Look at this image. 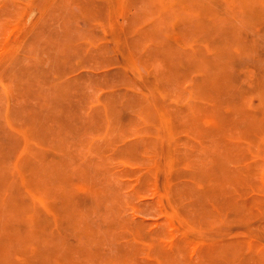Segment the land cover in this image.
Wrapping results in <instances>:
<instances>
[{
    "label": "rangeland",
    "instance_id": "1",
    "mask_svg": "<svg viewBox=\"0 0 264 264\" xmlns=\"http://www.w3.org/2000/svg\"><path fill=\"white\" fill-rule=\"evenodd\" d=\"M0 126V264H264V0H0Z\"/></svg>",
    "mask_w": 264,
    "mask_h": 264
},
{
    "label": "bare ground",
    "instance_id": "2",
    "mask_svg": "<svg viewBox=\"0 0 264 264\" xmlns=\"http://www.w3.org/2000/svg\"><path fill=\"white\" fill-rule=\"evenodd\" d=\"M190 27H191V26H190ZM187 32H188V31H187ZM183 34H184V32H183ZM186 34H187V33H186ZM187 35H188V34H187ZM184 36H185V35H184ZM186 39H187V37H186ZM135 48H136V47H135ZM93 62H94V61H93ZM85 63H87V62H85ZM89 63H90V62H89ZM91 63H92V62H91ZM184 63H185V62H184ZM184 65H185V64H184ZM32 67H33V66H32ZM32 67H31V69H32ZM45 68H46V66H45ZM186 68H187V65H186ZM33 69H34V68H33ZM37 70H38V69H37ZM66 70H67V69H66ZM28 71H30L29 68H28ZM33 71L36 72V69L33 70ZM33 71H32V72H33ZM38 71H40V70H38ZM41 71H42V70H41ZM48 71H49V70H48ZM67 71H69V70H67ZM186 71L188 72V69H187ZM62 72H63V71H62ZM27 73H28V72H27ZM33 73H34V72H33ZM40 73H41V72H40ZM55 73H57V72L55 71ZM25 74H26V72H25ZM52 74H53V73H52ZM184 74H186V73H184ZM26 75H27V74H26ZM36 75H38V74H36ZM43 75H44V74H43ZM84 75H85V74H84ZM187 75H188V74H187ZM187 75H186V76H187ZM22 77H23V76H22ZM40 77H41V76H40ZM188 77H189V75H188ZM20 78H21V77H20ZM23 78H24V77H23ZM26 78H27V77H26ZM32 78H33V77H32ZM32 78L30 79V81L32 80ZM18 79H19V78H18ZM24 79H25V78H24ZM111 79H112V78H111ZM19 80H20V79H19ZM19 80H18V81H19ZM22 80H23V79H22ZM28 80H29V79H28ZM35 80H36V79H35ZM35 80H34V81H35ZM148 80H149V79H148ZM32 81H33V80H32ZM32 81H31V82H32ZM98 81H99V79H98ZM106 81H108V80H106ZM19 82H20V81H19ZM109 82H110V81H109ZM149 82H150V81H149ZM21 83H22V82H21ZM137 83H138V80H137ZM135 84H136V83H135ZM147 84H148V83H147ZM154 85H155V83H154ZM131 86H132V85H131ZM131 86H130V87H131ZM126 87H128V86H126ZM128 88H129V87H128ZM62 90H63V89H62ZM62 90H61V93H62ZM156 90H157V89H156ZM28 91H29V90H28ZM71 91H72V89H71ZM25 92H27V91L25 90ZM57 92H58V91H57ZM69 92H70V91H69ZM74 92H75V91H74ZM58 93H59V92H58ZM61 93H59V94H60V95L64 94V92H63L62 94H61ZM21 94H22V93H21ZM26 94H27V93H26ZM29 94H30V92H29L28 95H26V96L28 97ZM59 94H57V95H59ZM23 96L25 97V95H23ZM63 96H65V95H63ZM63 96H62V97H63ZM74 96H75V95H74ZM77 96H79V95L77 94ZM27 97H26V99H28ZM71 97H72V96H71ZM29 98H31V97L29 96ZM78 98H79V97H78ZM26 99H25V100H26ZM72 99H74V97H73ZM111 101H113V100L111 99ZM12 102L14 103L13 100H12ZM113 102L116 103L115 99H114ZM13 103H12V104H13ZM15 103H16V102H15ZM109 103H112V102H110V100H109ZM114 103H112V104H114ZM12 104H11V105H12ZM24 104H25V103H24ZM24 104H23V106H27L26 104H25V105H24ZM11 105H10V106H11ZM16 105H17V104H16ZM28 105H29V104H28ZM62 105H63V104H62ZM139 105H140V104H139ZM21 106H22V105H21ZM23 106H22V107H23ZM72 106H73V104H72ZM77 106H78V105H77ZM140 106H141V105H140ZM11 107L14 108V105L11 106ZM18 107H19V106H18ZM18 107H16V108L18 109ZM22 107H19V108H22ZM74 107H76V105H74ZM143 107H144V105H143ZM16 108H15V109H16ZM32 108H33V107H32ZM34 108H35V107H34ZM34 108H33V110H34ZM66 108H67V107H66ZM137 108H138V107H137ZM139 108H140V107H139ZM139 108H138V109H139ZM145 108H146V107H144V111H145ZM29 109L31 110V107H30ZM74 109H75V108H74ZM74 109H73V110H74ZM79 109H80V108H79ZM110 109H111V108H110ZM141 109H142V107L140 108V111L143 110V109H142V110H141ZM73 110H72V114H73ZM19 111H20V110H19ZM31 111H32V110H31ZM135 111H136V110H135ZM77 112H78V111H77ZM79 112H81V111H79ZM137 112H139V111H137ZM43 113H44V112H43ZM49 113H50V112H49ZM140 113H141V112H140ZM75 114H76V113H75ZM67 115H68V114H67ZM77 115H78V114H76V116H77ZM144 115L146 116V114H144ZM69 116L71 117L72 115H69ZM79 116L82 118L81 115H79ZM79 116H77V117H78L77 119L80 118ZM52 117H53V116H52ZM66 117H67V116H66ZM133 117H134V116H133ZM143 117H144V116H143ZM147 117H148V116H147ZM147 117H145V118L147 119ZM44 118H45V116H44ZM48 118H49V116H48ZM60 118H61V117H59V119H60ZM63 118H64V117H62V119H63ZM75 118H76V117H75ZM77 119H76V120H77ZM131 119H134V118H131ZM148 119H151V121H152V118H148ZM27 120H28V119H27ZM44 120H45V119H44ZM51 120H52V119H51ZM60 120H61V119H60ZM63 120H64V119H63ZM63 120H62V121H63ZM73 120H74V119H73ZM80 120H81V119H80ZM191 120H192V119H191ZM199 120H201V119H199ZM42 121H43V120H42ZM42 121H40V122H42ZM48 121H49V120H48ZM57 121H58V120H57ZM64 121H65V120H64ZM130 121H131V120H130ZM130 121H129V122H130ZM132 121H133V120H132ZM18 122H19V121H18ZM27 122H28V121H27ZM40 122L38 121V123H40ZM66 122H67V121H66ZM66 122H65V123H66ZM69 122H71V121H69ZM81 122H82V121H81ZM81 122H79V124H81ZM117 122H118V121H117ZM123 122H124V121H123ZM129 122H128V123H129ZM152 122H153V121H152ZM194 122H195V121H194ZM196 122H197V124H200V123H199L200 121L197 120ZM196 122H195V123H196ZM33 123H34V122H33ZM44 123H45V122H44ZM50 123H51V122H50ZM65 123H64V124L62 123V125L64 126ZM119 123H120V122H119ZM119 123H117V124L119 125ZM125 123H126V121H125ZM30 124H31V123H30ZM35 124H37V123H35ZM35 124H34V125H35ZM46 124H47V121H46ZM48 124H49V123H48ZM48 124H47V126H48ZM67 124H68V122H67ZM67 124H66V128H65L66 130L63 128V131H65V132H70V130L67 128ZM72 124H75L74 121L72 122ZM79 124H78V125H79ZM117 124H116V125H117ZM123 124H124V123H123ZM130 124H131V123H130ZM15 125H16V122H15ZM18 125H19V124H18ZM118 125H117V126H118ZM131 125H133V124H131ZM47 126H45V129L43 128V131H44V132H45V130H47V129H46ZM79 126H81V125H79ZM82 126H83V125H82ZM117 126H115V127H117ZM0 127H1V126H0ZM13 127H14V124H13ZM15 127H16V126H15ZM19 127H20V125H19ZM36 127H37V126H36ZM48 127H49V126H48ZM50 127H51V126H50ZM64 127H65V126H64ZM71 127H72V126H71ZM126 127L128 128V126H126ZM74 128H75V125H74ZM80 128H81V127H80ZM83 128H85V127H83ZM2 129H4V128H2ZM2 129H1L0 132H2ZM21 129H22V127H21ZM37 129L39 130V128H37ZM67 129H68L69 131H67ZM78 129H79V127H78ZM88 129H90V127H89ZM93 129H94V128H93ZM93 129H92V127H91V130H93ZM128 129H129V128H128ZM76 130H77V129H76ZM81 130H83V129L81 128ZM86 130H87V128H86ZM91 130H90L89 132H87V133L90 134V132H92ZM94 130H95V129H94ZM94 130H93V131H94ZM118 130H119V129H118ZM41 131H42V130L40 129L39 134H43V133H41ZM78 131H79V130H78ZM78 131H77V133H78ZM95 131H96V130H95ZM110 131H111V130H110ZM112 131H114V130L112 129ZM112 131H111V132H112ZM119 131L122 132L121 129H120ZM3 132L5 133L6 131L3 130ZM75 132H76V131H74V133H75ZM80 132H81V131H80ZM97 132H98V131H97ZM97 132H93V133H97ZM126 132H127V131H126ZM141 132H142V131H141ZM82 133L84 134V130L82 131ZM87 133H86V134H87ZM99 133H100V132H99ZM119 133H120V132H119ZM124 133H125V131H124ZM142 133H143V132H142ZM1 134H2V133H1ZM1 134H0V135H1ZM62 134H63V133H62ZM62 134H61V135H62ZM64 134H65V133H64ZM70 134H73V133L71 132ZM101 134H102V133H101ZM4 135H6V133H5ZM66 135H67V134H66ZM68 135H69V134H68ZM79 135H80V134H79ZM127 135H128V132H127ZM127 135H125V136L127 137ZM41 136H42V135H41ZM49 136H50V135H49ZM64 136H65V135H64ZM69 136H70V135H69ZM74 136H76V135H73V138H74ZM77 136H78V135H77ZM116 136H117V135H116ZM130 136H131V135H130ZM130 136H129V137H130ZM0 137H1V136H0ZM7 137H8V136H7ZM7 137H6V138H7ZM47 137H48V136H47ZM62 137H63V136H62ZM62 137H61V138H62ZM65 137H66V136H65ZM65 137H64V138H65ZM12 138H13V137L11 136V140H10V137H8V139L10 140V142H12ZM45 138H46V136H45ZM71 138H72V137H71ZM73 138H72V140H75V139H73ZM112 138H114V136H113ZM112 138H111V142H112ZM42 139H44V137H42ZM114 139H115V138H114ZM114 139H113V140H114ZM116 139H118V137H116ZM45 140H46V139H45ZM45 140H44L43 142H45ZM76 140H77V139H76ZM84 140H85L86 142H88L86 139H84ZM84 140H83V141H84ZM121 140H123V138H121ZM5 141H6V140H5ZM47 141H48V138H47ZM47 141H46V142H47ZM63 141H64V140H63ZM106 141H107V140H106ZM128 141H129V140H128ZM0 142H1V141H0ZM3 142H4V141H3ZM10 142H8V144H9ZM69 142H70V141H69ZM102 142H104V141L102 140ZM102 142H100V143H102ZM107 142H108V141H107ZM111 142H109V143L111 144ZM114 142H115V140H114ZM119 142H120V140H119ZM130 142L132 143V141H130ZM133 142H134V141H133ZM1 143H2V142H1ZM6 143H7V142H6ZM76 143H77V142H76ZM105 143H106V142H105ZM116 143H117V142H116ZM126 143H127V141H126ZM148 143H149V142H148ZM150 143H151V142H150ZM12 144H14V143H12ZM64 144H65V141H64ZM70 144L72 145V143H70ZM82 144H83V143H81V145H82ZM84 144H85V143H84ZM84 144H83V145H84ZM86 144H87V143H86ZM96 144H98V143H96ZM118 144H120V143H118ZM124 144H125V143H124ZM124 144L121 145V146H127V145H124ZM127 144H128V143H127ZM134 144H135V142H134ZM1 145H2V144H1ZM3 145H6V144L4 143ZM73 145H74V144H73ZM112 145H113V144H112ZM128 145H129V144H128ZM135 145H136V144H135ZM65 146H66V145H65ZM77 146H79V144H77ZM93 146H94V147H93ZM93 146H92L93 148L97 147V146H95V143H94ZM107 146H110V145H107ZM121 146H120V147H121ZM132 146H133V144L131 145L130 149H134V146H133V148H132ZM71 147H73V146H71ZM74 147H75V146H74ZM74 147H73V148H74ZM87 147H88V146H87ZM99 147H100V145H99ZM112 147H113V146H112ZM136 147H137V146H136ZM65 148H66V147H65ZM93 148H92V149H93ZM105 148H106V147H104V149H105ZM109 148H110V147H109ZM121 148H122V147H121ZM127 148H128V146H127ZM14 149H15V148H14ZM14 149L12 148V150H14ZM16 149H17V148H16ZM97 149H99V148H97ZM97 149H96V150H97ZM100 149H101V148H100ZM104 149H103V150H104ZM106 149H107V148H106ZM106 149H105V150H106ZM122 149H123V148H122ZM130 149H128V150L130 151ZM137 149H138V148H137ZM177 149H178V148H177ZM111 150H112V149H111ZM119 150H120V149H119ZM119 150H117L118 153L115 152V153H117V156H118L120 153H122V152H119ZM146 150L148 151V149H146ZM178 150H179V149H178ZM92 151H93V150H92ZM97 151H98V150H97ZM97 151H96V152H97ZM124 151L126 152V150H124ZM132 151H134V150H132ZM11 152H12V151H11ZM104 152H105V151H104ZM115 153H114V155H115ZM127 153H128V152H127ZM122 154H123V153H122ZM253 154H254V153H253ZM105 155H106V153H105ZM125 155H127V154H125ZM125 155H124V156H125ZM201 155H202V154H201ZM97 156H98V155H97ZM99 156H101V155L99 154ZM112 156H113V153H112L111 157H112ZM117 156H113L112 158L117 157ZM162 156H163V152H162ZM181 156H182V155H181ZM190 156H192V155H190ZM190 156H189V158H190ZM193 156H194V155H193ZM254 156L256 157L255 154H254ZM125 157H127V156H125ZM135 157H136V156H135ZM140 157H141V156H140ZM140 157H139L138 159H140ZM182 157H183V156H182ZM182 157H181V158H182ZM201 157H202V156H201ZM14 158H15V157H14ZM14 158H12V159H14ZM76 158H79V159H80V157H77V156L75 157V159H76ZM102 158H103V157H102ZM106 158H107V157H106ZM132 158H133V157H132ZM132 158H131V159H132ZM141 158H142V157H141ZM191 158H192V157H191ZM58 159H60V158H58ZM95 159H96V157H95ZM95 159H94V160H95ZM103 159H104V158H103ZM119 159H121V158H119ZM126 159H127V162H128V160L131 161V160L128 159V158H125V160H126ZM133 159H134V158H133ZM142 159H143V158H142ZM182 159H183V158H182ZM182 159H181V162L183 161ZM211 159H212V158H211ZM215 159L218 161L217 158H215ZM14 160H15V159H14ZM60 160H61V159H60ZM94 160H93V161H94ZM97 160H98V159H97ZM100 160H101V159H100ZM122 160H123V159H122ZM136 160H137V159H136ZM136 160H135V161H136ZM162 160H163V159H162ZM178 160H179V159H178ZM89 161H91V160L88 159V162H89ZM93 161L91 162V164H93ZM123 161H124V160H123ZM133 161H134V160H133ZM133 161H132V162H133ZM139 161H140V160H139ZM58 162H59V160H58ZM63 162H65L64 159H63ZM98 162H100V161H98ZM98 162H96V163H98ZM125 162H126V161H125ZM184 162H185V161H184ZM194 162H195V161H194ZM94 163H95V162H94ZM133 163H134V162H133ZM135 163H136V162H135ZM147 163H148V162H147ZM164 163H165V162H164ZM182 163H183V162H182ZM1 164H2V163H1ZM1 164H0V165H1ZM64 164H66V163H64ZM89 164H90V162H89ZM149 164H150V163H149ZM194 164H196V162H195ZM204 164L206 165V163H204ZM254 164H255V163H254ZM84 165H86V164H84ZM153 165H154V164H153ZM183 165H184V164H183ZM189 165H190V164H189ZM189 165L187 164V165H185V166H189ZM212 165H213V164H212ZM252 165H253V164H252ZM22 166H23V165H22ZM44 166H45V167H44ZM44 166H43V167L46 168V165H44ZM86 166H87V165H86ZM109 166H110V165H109ZM207 166H208V164H207ZM213 166H214V165H213ZM249 166H250V165H249ZM253 166H254V165H253ZM32 167H33V166H32ZM36 167H37V166H36ZM87 167H88L87 170H89V169H90L89 166H87ZM203 167H204V166H203ZM221 167H222V166H221ZM58 168H59V167H58ZM58 168L56 167V170H60V168H59V169H58ZM84 168H85V167H84ZM204 168H207V167L205 166ZM210 168H211V170H212L213 168L216 169L215 167H209V166H208L207 170L209 171ZM218 168H219V165H218ZM224 168H225V167H224ZM245 168H247V165H246ZM248 168H249L248 171L252 169L251 167H248ZM250 168H251V169H250ZM31 169H32V168H31ZM46 169H48V171H49V167H47ZM53 169H55V168H53ZM61 169H62V168H61ZM25 170H26V169H25ZM32 170H33V169H32ZM34 170H35V169H34ZM77 170H79L80 172L82 171V170H80V168H78ZM85 170H86V169H85ZM85 170L82 171L81 174H82L83 172L86 173ZM95 170H98V169L95 168ZM187 170H188V169H187ZM187 170H186V171H187ZM244 170H247V169H244ZM0 171L2 172V170H0ZM35 171H36V170H35ZM54 171H55V170H54ZM105 171H106V170H105ZM105 171H104V172H105ZM193 171H194V170H193ZM226 171H227V169H226ZM239 171H240V170H239ZM1 172H0V173H1ZM28 172H29V171H28ZM51 172L53 173V171H51ZM51 172H50V173H51ZM60 172H62V170H60ZM63 172H64V171H63ZM95 172H96V171H95ZM95 172L93 171L94 174H96ZM182 172H183V171H182ZM195 172H197V171H195ZM210 172H211V171H210ZM214 172H215V170H214ZM227 172H228V171H227ZM245 172H246V171H245ZM54 173H57V171L54 172ZM88 173H89V172H88ZM90 173H92V172H90ZM90 173H89V174H90ZM99 173H100V172H99ZM191 173H192V170H191ZM211 173H213V172H211ZM229 173H232V171L229 172ZM250 173H251V171H250ZM250 173H249V174H250ZM7 174H8V173H7ZM9 174H11V173H9ZM86 174H87V173H86ZM97 174H98V172H97ZM97 174H96V175H97ZM158 174H159V173H158ZM199 174H200V173H197V175H199ZM219 174H221V172H219ZM237 174H238V173H237ZM53 175H54V174H52V176H53ZM61 175H62V174H61ZM61 175L59 174V177H60ZM144 175H145V174H144ZM161 175H162V174H161ZM193 175H194V174H193ZM193 175H192V176H193ZM208 175H209V172H208ZM232 175H233V174H232ZM232 175H231V177L229 178V180H231ZM235 175H236V174H235ZM0 176H1V175H0ZM5 176H6V179H7V175H4V177H5ZM27 176H29L30 178H32V177L30 176V174H29V175L27 174ZM54 176H55V175H54ZM54 176H53V177H54ZM82 176H84V174H83ZM146 176H147V175H146ZM146 176H145V178L143 177L145 180L147 179ZM182 176H183V173H182ZM209 176H210V175H209ZM2 177H3V176H2ZM2 177H0V178L3 179ZM29 177L27 178V180H30ZM44 177H45V176H44ZM47 177H48V176H47ZM50 177H51V176H50ZM56 177H58V176H56ZM85 177H86V176H85ZM141 177H142V176H141ZM141 177H140V179H141ZM213 177H214V176H213ZM221 177H224V178H222V179H226V181H228V178H225V176H221ZM243 177H245V176H243ZM247 177H248V176H247ZM249 177H250V176H249ZM249 177H248V178H249ZM8 178H9V180H10V178H12V177L8 176ZM61 178H62V177H61ZM61 178L58 179V180H59V185H60V183H61L62 185L64 184V183H62L63 181H62ZM70 178H71V177H70ZM77 178H78V176H77ZM77 178H76V179H77ZM91 178H92V177H91ZM95 178H96V176H95ZM143 178H142V182H143ZM148 178H149V176H148ZM188 178H189V177H188ZM195 178H197V177H195ZM198 178H200V175H199ZM202 178H203V177H202ZM210 178H211V177L206 178V179L208 180V179H210ZM1 179H0V183H1ZM4 179H5V178H4ZM4 179H3V180H4ZM46 179H47V183H48L49 180H48V178H46ZM53 179H56V180H57V178H53ZM60 179H61V180H60ZM88 179H89V178H88ZM149 179H150V178H149ZM174 179H176V178H174ZM192 179H193V178H192ZM237 179H239V178L237 177ZM240 179H241L240 181H241L242 183H246L245 181H244V182L242 181V177H240ZM31 180H32V179H31ZM31 180H30V182H31ZM56 180L54 181V183L56 182ZM68 180H69V179H68ZM68 180H67V181H64V182L67 184ZM83 180L86 181L85 178H84ZM89 180H91V179H89ZM151 180H152V179H151ZM161 180H162V179H161ZM210 180H211V179H210ZM234 180H236V178H235ZM250 180H251V179H249L248 181H250ZM18 181H19V180H18ZM50 181H51V180H50ZM70 181H71V183H72L73 180L70 179ZM81 181H82V179H81ZM87 181H88V180H87ZM94 181H96V180H94ZM204 181H206V180H204ZM215 181H216V180H214L213 182H215ZM226 181L223 180V185H224V183H225ZM4 182H5V180H4ZM51 182H52V181H51ZM73 182H74V181H73ZM78 182H79V181H78ZM82 182H83V181H82ZM89 182H90V181H89ZM89 182H88V184H89ZM147 182H148V181L146 180V183H147ZM190 182H191V181H190ZM217 182H218V181H217ZM221 182H222V181H221ZM232 182H233V181H232ZM2 183H3V181H2ZM2 183H1V184H2ZM31 183H32V182H31ZM97 183H99V182L97 181ZM97 183H95V184H97ZM146 183H145V186H148V185H146ZM215 183H216V182H215ZM228 183H231V181H229ZM3 184H4V183H3ZM3 184L1 185L2 188H3ZM27 184H28V183H27ZM56 184H58V183L56 182ZM66 184H65V186H66ZM82 184H84V183H82ZM101 184H102V183H101ZM101 184H100V185H101ZM209 184H210V183H209ZM212 184H213V183H212ZM217 184H218V183H217ZM220 184H221V183H220ZM234 184L236 185L237 182L234 183ZM5 185H7V184H5ZM31 185H32V184H31ZM48 185H49V183H48ZM85 185H87V184H85ZM85 185H84V186H85ZM91 185H92V181H91ZM93 185H94V183H93ZM103 185H104V184H103ZM103 185H102V186H103ZM221 185H222V184H221ZM221 185H219V184H218V185H215V184H214L213 186H221ZM223 185H222V186H223ZM244 185H246V184H244ZM28 186H29V185H28ZM41 186H42V185H41ZM41 186H40V187H41ZM65 186H64V185H63V186L60 185V187H64V189L67 190L68 186H67V188H65ZM97 186H99V185L97 184ZM97 186H96V187H97ZM102 186H101V187H102ZM104 186H106V185H104ZM104 186H103V187H104ZM211 186H212V185H211ZM222 186H221V187H222ZM5 187H7V186H5ZM24 187H25V186H24ZM34 187H35V186H34ZM34 187H33V188H34ZM43 187H44V186H43ZM49 187H50V185H49ZM55 187H56V186H55ZM103 187H102V188H103ZM209 187H210V185H209ZM257 187H258V186H257ZM260 187H261V186H260ZM260 187H259V190H260ZM2 188H1V189H2ZM18 188H19V186H18ZM18 188H17V190H18ZM35 188H36V187H35ZM35 188H34V189H35ZM105 188H106V187H105ZM219 188H220V187H219ZM219 188H216V189H219ZM222 188H223V187H222ZM239 188H240V187H239ZM239 188H237V190H239ZM59 189H61V188H59ZM62 189H63V188H62ZM69 189H70V188H69ZM69 189H68V190H69ZM72 189H75V188L72 187L71 190H72ZM91 189H94V187H92ZM91 189H90V190H91ZM97 189H98V188H97ZM107 189H108V188H107ZM107 189H104V193H105V191H106ZM212 189H213V187H212ZM212 189L210 188L209 191L211 192ZM214 189H215V188H214ZM220 189H221V188H220ZM4 190H5V189H4ZM19 190H20V189H19ZM95 190H96V189H95ZM100 190H101V189H100ZM102 190H103V189H102ZM102 190H101V191H102ZM109 190H110V189H109ZM109 190H108V192H109ZM247 190L249 191V189H247ZM247 190L245 191V190L242 189V191H245V193L248 192ZM10 191H11V190H10ZM34 191L36 192V190H34ZM61 191H62V190H61ZM61 191H60V192H61ZM74 191H75V190H74ZM77 191H78V189H77ZM201 191H202V190H201ZM239 191H241V189H240ZM242 191H241V193H242ZM2 192H3V191H1V193H2ZM64 192H65V194H66V191H65V190H64L62 193L64 194ZM69 192H70V190H69ZM186 192H187V191H186ZM193 192H194V191H193ZM195 192H196V193L198 192V193H197L198 196H199V194L201 193V192L198 191V190L195 191ZM202 192H203V191H202ZM204 192H205V191H204ZM224 192H225V190H224ZM224 192H222V194H223ZM231 192H232V191H231ZM1 193H0V194H1ZM52 193H55V195H58V194H59V192L56 193V191H55V192H52ZM67 193H68V192H67ZM84 193H85V192H84ZM96 193H97V192H96ZM98 193H99V192H98ZM100 193H101V192H100ZM100 193H99V194H100ZM102 193H103V192H102ZM218 193H219V195L221 194V192H218ZM87 194H88V193H87ZM89 194H93V193H89ZM186 194H188V193H186ZM197 194H196V195H197ZM202 194H203V193H202ZM205 194H206V193H204L203 195H205ZM210 194H211V193H210ZM225 194L228 195L229 193H228V194L225 193ZM231 194H232V193H231ZM248 194H249V193H248ZM59 195H60V194H59ZM101 195H102V194H101ZM107 195H108V194H107ZM196 195L193 194L192 196H195V197H196ZM211 195H212V194H211ZM244 195H245V194H244V192H243V196H244ZM3 196H4V194H3ZM62 196H64V195H62ZM65 196H66V195H65ZM72 196H73V195H72ZM192 196H191V197H192ZM208 196H209V195H208ZM16 197H17V196H16ZM60 197H61V196H60ZM69 197H71V196L69 195ZM99 197H100V196H99ZM101 197H102V196H101ZM101 197H100V199L98 198V202L103 200V198H102V200H101ZM172 197H175V196L172 195ZM199 197H201V195H200ZM202 197H203V196H202ZM202 197H201V198H202ZM222 197H223V196H222ZM229 197H231V196H229ZM1 198H3V197L0 196V201H1ZM91 198H93V197H91ZM107 198H109V197L107 196ZM122 198H123V197H121V199H122ZM208 198H209V197H208ZM227 198H228V197H227ZM39 199H40V198H39ZM66 199H67V198H66ZM68 199H70V198H68ZM68 199H67V200H68ZM118 199H119V197H118ZM118 199H117V200H118ZM24 200H25V198H24ZM27 200H29V198H28ZM27 200H25V202L28 203ZM62 200H63V199H62ZM64 200H65V199H64ZM73 200H74V199H73ZM76 200H79V199H76ZM108 200H109V199H108ZM119 200H120V199H119ZM195 200H197V204H198V201H199V202H202V203L204 202V204L206 205V206H205V205H204V206L207 207V203L205 202L206 200H205V201H202V200L200 199V200H201V201H200L198 198L195 199ZM203 200H204V198H203ZM227 200L229 201V200H231V199H227ZM21 201H22V200H21ZM110 201H111V200H109V202H110ZM233 201H234V199H233V197H232V202H233ZM11 202H12V201H11ZM63 202H64V201H62L61 204H62ZM68 202H69V201H68ZM93 202H94V200H93ZM98 202H97V203H98ZM106 202H108V201L106 200ZM106 202H105V203H106ZM118 202L121 203V201H118ZM177 202H178V201H177ZM232 202H231V203H232ZM252 202H254V201H252ZM0 203H1V202H0ZM14 203H15V200H14ZM14 203H13V204H14ZM19 203H20V201H19ZM29 203H31V202H29ZM64 203H65V202H64ZM66 203H67V202H66ZM70 203H71V205H72V202H70ZM75 203H77V202H75ZM75 203H73V204H75ZM94 203H95V202H94ZM122 203L124 204V202H122ZM228 203H229V202H228ZM238 203H239V202H238ZM247 203H248V202H247ZM250 203H251V202H250ZM254 203H255V202H254ZM254 203H253V204H254ZM16 204H17V200H16ZM61 204H60V205H61ZM235 204H237V203H235ZM251 204H252V203H251ZM0 205H1V204H0ZM21 205H22V204H21ZM31 205H32V204H31ZM232 205H234V204L232 203V204L230 205V207H231ZM244 205H245V203H244ZM246 205H247L248 207H250V205H248V204H246ZM246 205H245V206H246ZM13 206H16V205H13ZM32 206H33V205H32ZM64 206H65V204H64ZM69 206H70V205H69ZM72 206H74V205H72ZM99 206H100V205H99ZM242 206H243V205H242ZM11 207H12V205H11ZM39 207H41V209H43V208H42V205H40ZM105 207H107V206H105ZM181 207H182V206H181ZM240 207H241V205H240V206L238 205V208H236V209H238V211H239V208H240ZM243 207H244V206H243ZM9 208H10V207H9ZM19 208H20V207H19ZM66 208H67V207H66ZM69 208H70V207H69ZM84 208H87V207H84ZM93 208H96V207L93 206ZM107 208H108V207H107ZM182 208H183V207H182ZM208 208H209V207H208ZM250 208H251V207H250ZM37 209H38V207H36V211H35V212H36L37 214H39V213L37 212ZM41 209H40V210H41ZM63 209H65V208L63 207ZM70 209H71V208H70ZM70 209H69V210H70ZM77 209H78V208H77ZM79 209H80V208H79ZM79 209H78V210H79ZM96 209L99 210L98 208H96ZM96 209H94V210H96ZM108 209L110 210V208H108ZM108 209H106V210H108ZM117 209H118V208H117ZM117 209H116V212H117ZM233 209H234V210H233L234 213L237 212V211L235 210V207H233ZM0 210L2 211V209H0ZM15 210H16V209H14V211H15ZM66 210L68 211V209H66ZM85 210H87V209H85ZM91 210L93 211V209H91ZM91 210H90V211H91ZM106 210H105V211H106ZM109 210H108V212H110L111 210L114 211L112 208H111L110 211H109ZM118 210H119V209H118ZM120 210H122V209H120ZM180 210H181V209H180ZM200 210H202V208H201ZM241 210H242V207H241ZM1 211H0V213H1ZM4 211H8V212H10V209H9V210H8V209H4ZM61 211H62V210H61ZM61 211H60V212H61ZM74 211H77V210H74ZM112 211H111V212H112ZM183 211H185V210H183ZM8 212H7V213H8ZM27 212H28V211H27ZM29 212H33V210H32V211H29ZM43 212H44V211H43ZM68 212H69V211H68ZM68 212H67V213H68ZM72 212H73V211H72ZM72 212H71V213H72ZM77 212H79V211H77ZM82 212H83V211H82ZM118 212H120V211H118ZM118 212H117L116 214H118ZM239 212H240V211H239ZM4 213H6V212H4ZM61 213H62V212H61ZM89 213H90V212H88V214H89ZM96 213H97V212H96ZM96 213L94 212V214H96ZM99 213H100V212H99ZM105 213H107V212H105ZM184 213H185V212H184ZM234 213H233V214H234ZM237 213H238V212H237ZM241 213H242V211H241ZM2 214H3V212L1 213V215H2ZM20 214H21V213H20ZM64 214H65V213H64ZM72 214H73V213H72ZM78 214H80V213H77L76 216H77ZM102 214H104V213H102ZM8 215H9V214H8ZM100 215H101V214H100ZM241 215L244 216V213H242ZM19 216H20V215H19ZM73 216H75V215H73ZM236 216H237V215H236ZM239 216H240V215H239ZM0 217H1V216H0ZM20 217H21V216H20ZM36 217H37V215L35 216V219H36ZM38 217H39V215H38ZM124 217H126V216L124 215ZM15 218H16V217H15V212H14V218H13V219H15ZM17 218H18V216H17ZM119 218H120V217H119ZM5 219H7V216H6ZM10 219H12V217H10ZM10 219H8V220H10ZM35 219H34V222H36ZM38 219H39V218H38ZM38 219H37V220H38ZM174 219H175V218H174ZM15 220H16V219H15ZM39 220H40V219H39ZM66 220H67V219H66ZM85 220H86V219H85ZM99 220H100V219H99ZM101 220H102V218H101ZM101 220H100V221H101ZM125 220H127V219L125 218ZM260 220H261V219H260ZM3 221H4V219H3ZM12 221H14V220H11L10 222L12 223ZM21 221H22V218H21ZM23 221H25V220H23ZM73 221H74V219H73ZM77 221H78V218H77L76 222H77ZM127 221H128V220H127ZM4 222H6V221H4ZM66 222L69 223L68 220H67ZM76 222H75V226L73 225L74 227H76V224H77ZM78 222H80V220H79ZM85 222H86V221H85ZM85 222H84V223H85ZM24 223H25V222H24ZM68 223H67V225H68ZM103 223H104V222H103ZM112 223H114V222H112ZM112 223H111V224H112ZM116 223H117V222H116ZM116 223H115V225H116ZM121 223H122V222H121ZM237 223H239V222H237ZM4 224H6V223H4ZM4 224H3V225H4ZM45 224L49 225L48 222L45 223ZM51 224H53L52 221H51ZM51 224H50V225H51ZM79 224H80V223H79ZM86 224H87V223H86ZM132 224H133V223H132ZM6 225H7V224H6ZM6 225H4V226L6 227ZM20 225H21V224H20ZM22 225H23V224H22ZM28 225H29V224H28ZM47 225H46V226H47ZM50 225H49V226H50ZM137 225L139 226V224H137ZM137 225H136V226H137ZM1 226H2V225H1ZM29 226L31 227V225H29ZM51 226H52V225H51ZM53 226H55V225H53ZM70 226H71V227H70ZM73 226L69 224L70 229H72ZM79 226H80V225H79ZM81 226H84V225H81ZM85 226H86V225H85ZM90 226H91V224H90ZM140 226H141V225H140ZM140 226H139V227H140ZM144 226H145V225H143V227H144ZM2 227H3V226H2ZM30 227H28V228H30ZM74 227H73V230H74ZM109 227H111V225H110ZM112 227L115 228L114 226H112ZM0 228H1V227H0ZM6 228H7V227H6ZM66 228H67V227H66ZM79 228H80V227H79ZM144 228H145V227H144ZM148 228H149V227H148ZM259 228H260V227H259ZM7 229H8V228H7ZM7 229H6V230H7ZM26 229H27V227H26ZM41 229H42V228H41ZM67 229H68V228H67ZM88 229H89V226H88ZM92 229L95 230L94 226L91 228V230H92ZM133 229L136 230L137 227L135 228V226H134ZM0 230H2V229H0ZM3 230H5V228H4ZM6 230H5V231H6ZM32 230L34 231V228H33V227H32ZM35 230H36V229H35ZM45 230H46V228H45ZM77 230H80V229L77 228ZM81 230H82L83 232L85 231L83 228H82ZM94 230H92L93 233H95ZM140 230L143 231L142 229H139V232H141ZM144 230H145V229H144ZM33 231H32V234H33ZM46 231H47V230H46ZM70 231H71V230H70ZM87 231H88V230H87ZM87 231H85V232H87ZM9 232H10V231H8L7 234H9ZM16 232L18 233V231H16ZM22 232H23V231H22ZM24 232H25V231H24ZM72 232H73V231H72ZM76 232H77V231H76ZM83 232H82V233H83ZM89 232H90V230H89ZM133 232H134V231H133ZM139 232H138V233H139ZM0 233H1V232H0ZM10 233H11V237H12L14 234L12 235V231H11ZM14 233H15V232H14ZM20 233H21V232H20ZM34 233H35V232H34ZM149 233H150V232H149ZM7 234H6V235H7ZM22 234H23V233H22ZM22 234L20 235V236H22L21 238H23V235H24V234H23V235H22ZM32 234H31V235H32ZM35 234H36V233H35ZM47 234H48V232H47ZM69 234H70V232L68 233V236H69ZM72 234H73V233H72ZM91 234H92V233H91ZM91 234H88V232H87V235H86V233H85L84 236H85V235H86V236H88V235L90 236ZM95 234H96V233H95ZM132 234H133V233H132ZM141 234H142V232H141ZM145 234H146V233H145ZM145 234L143 233V235H145ZM151 234H153V233L151 232L150 235H151ZM159 234H161V233H159ZM6 235H4V236H6ZM15 235H16V234H15ZM15 235H14V236H15ZM29 235H30V234H29ZM74 235H75V234H74ZM101 235H102V234H101ZM119 235H120V234H119ZM119 235L117 234V237H120ZM134 235H135V234H134ZM147 235H148V234H147ZM153 235H154V234H153ZM156 235H157V234H155V236H156ZM80 236H81V235H80ZM114 236H115V234H114ZM136 236H137V233H136ZM145 236H146V235H145ZM145 236H144V237H145ZM155 236H154V237H155ZM157 236H158V235H157ZM47 237H48V235H47ZM63 237H65V236H63ZM63 237H61V238H63ZM66 237H67V236H66ZM75 237H79V236H76V235H75ZM75 237H74V238H75ZM94 237H95V235H94ZM101 237H103V235H102ZM149 237H150V236H148V240H149ZM151 237H153V236H151ZM154 237H153V238H154ZM162 237H163V236H162ZM3 238H4V237H2L1 240H3ZM13 238H14V237H13ZM30 238H31V237H30ZM34 238H35V237H34ZM87 238H88V237H87ZM134 238H135V237H134ZM142 238H143V236H142ZM17 239H18V238H17ZM39 239H40V238H39ZM39 239H38V240H39ZM45 239H47V238H45ZM84 239H86V238H84ZM98 239H99V236H98ZM144 239L146 240V238H144ZM166 239H168V238H166ZM181 239H183V238H181ZM26 240H27V238L25 239V242L22 241V240H21V241L24 242V243H26ZM43 240H44V239H43ZM61 240H62V239H61ZM61 240H60V242H61ZM65 240H67V239L65 238ZM185 240H187V239H185ZM13 241H14V240H13ZM19 241H20V240H19ZM46 241H47V240H46ZM56 241H57V239H56ZM74 241H75V240H74ZM74 241H73V242H74ZM85 241H86V240H85ZM88 241H89V240L87 239L86 242H88ZM101 241H102V240H101ZM123 241H124V240H123ZM140 241H141V240H140ZM149 241H150V240H149ZM149 241H148V243H149ZM151 241H152V240H151ZM151 241H150V242H151ZM180 241H181V240H180ZM0 242H2V241H0ZM22 242H20V243H22ZM44 242H45V241H44ZM44 242H43V244L40 243V245H41V246H44ZM60 242H59V243H60ZM67 242H70V241H67ZM89 242H90V241H89ZM89 242H88V243H89ZM93 242H94V244H98V243L95 242V239H94ZM97 242H98V241H97ZM106 242H107V241H106ZM175 242L178 243V241H175ZM52 243H53V241H52ZM75 243H76V242H75ZM101 243H102V242H101ZM101 243H99V244H101ZM146 243H147V242H146ZM152 243H154V242H152ZM152 243H150V244H152ZM158 243H159V241H158L156 244H158ZM180 243H181V242H180ZM180 243H179V244H180ZM183 243H184V242H183ZM0 244H1V243H0ZM22 244H23V243H22ZM33 244L35 245V241H34ZM45 244H46V243H45ZM62 244H64V242H63ZM62 244H58V245H62ZM102 244H103V243H102ZM107 244H108V243H107ZM125 244H126V243H125ZM156 244H155V245H156ZM181 244H182V243H181ZM181 244H180V245H181ZM196 244H197V242H196ZM15 245H16V244H15ZM18 245H19V243H18ZM20 245H21V244H20ZM26 245H27V243H26ZM36 245H37V244H36ZM51 245H52V244H51ZM77 245H78V244H77ZM77 245H76V246H77ZM84 245H86V244H84ZM84 245H83V246H84ZM108 245H109V244H108ZM118 245H121V244L119 243ZM252 245H253V244H252ZM2 246H4V245H1V247H2ZM30 246H32V245L29 244V247H30ZM52 246H53V245H52ZM62 246H63V245H62ZM70 246H71V245H70ZM74 246H75V244H74ZM79 246H80V245H79ZM99 246H100V245H98V247H99ZM102 246H104V244H103ZM122 246H123V245H122ZM138 246H139V245H138ZM8 247H9V246H8ZM8 247H3V248H4V249H5V248L8 249ZM13 247H14V246H13ZM46 247H47V246H46ZM57 247H58V246H57ZM63 247H64V246H63ZM81 247H82V244H81ZM81 247H79V248L77 247V250H78V249H81ZM100 247H101V246H100ZM123 247H124V246H123ZM126 247H127V246H126ZM139 247H141V246H139ZM157 247H158V246H157ZM157 247H155V248H157ZM177 247H178V246H177ZM179 247H181V246H179ZM182 247H183V245H182ZM10 248H11V247H10ZM10 248H9V249H10ZM20 248H22V245H21ZM23 248H24V247H23ZM47 248H48V247H47ZM52 248H53V247H52ZM60 248H61V246H60ZM64 248H65V247H64ZM87 248H88V245H87ZM109 248H110V247H109ZM119 248H120V246H119ZM141 248H142V247H141ZM141 248H139V249H141ZM153 248H154V247H152V250H153ZM155 248H154V249H155ZM15 249H16V248H15ZM24 249L26 250V249H28V248H24ZM24 249H23V250H24ZM54 249H55V248H54ZM66 249H67V247H66ZM72 249H73V248H72ZM91 249H92V248H91ZM98 249H99V248H98ZM100 249H101V248H100ZM103 249H104V247H103ZM121 249H122V248H121ZM135 249H138V247H136ZM139 249H138V250H139ZM142 249H143V248H142ZM163 249H164V248H163ZM1 250H2V249H1ZM1 250H0V251H1ZM17 250H18V246H17ZM20 250H21V249H19V251H20ZM42 250H43V248H42ZM49 250H50V249H49ZM52 250H53V249H52ZM58 250H59V248H58ZM62 250H63V249H62ZM67 250L70 251L71 248H70V249H67ZM74 250H75V248L73 249V252H74ZM83 250H84V249H83ZM83 250L81 249V251H83ZM94 250H95V249H94ZM94 250H93V249H92V250H89V252H92V251L94 252ZM96 250H97V248H96ZM128 250H129V249H128V247H127L126 251L129 252ZM155 250H156V249H155ZM189 250L191 251V249H189ZM3 251H4V250H3ZM8 251H9V250H8ZM26 251H27V250H26ZM29 251H30V250H29ZM45 251H46V250H45ZM71 251H72V250H71ZM87 251H88V250H87ZM87 251H86V253H88ZM101 251H102V250H101ZM122 251H123V250H122ZM133 251H134V250H133ZM139 251H140V250H139ZM37 252H38V254H39V251H37ZM37 252H36V253H37ZM43 252H44V251H43ZM48 252H49V251H47V254H48ZM60 252H61V251H60ZM127 252H126V253H127ZM243 252H244V251H243ZM243 252H242V253H243ZM0 253H1V252H0ZM3 253H4V252H2V255H3ZM44 253H45V252H44ZM51 253H52V251L50 250L49 255H51ZM55 253H56V252H55ZM71 253H72V252H71ZM79 253H80V252H79ZM82 253H83V252H82ZM84 253H85V251H84ZM102 253H103V252H102ZM102 253H100V254H101V257H100V258H102ZM106 253H107V252H106ZM121 253H123V252H121ZM124 253H125V252H124ZM129 253H130V252H129ZM133 253L135 254V252H133ZM155 253H156V252H154L153 254L156 256L157 253H156V254H155ZM17 254H19V253L17 252ZM17 254H16V255H17ZM28 254H29V252H28ZM56 254H57V253H56ZM56 254L53 253V256H54V255L56 256ZM80 254H81V253H80ZM130 254H131V253H130ZM136 254L138 255L137 252H136ZM151 254H152V253H151ZM151 254H149L150 258H151ZM162 254H163V252H162ZM166 254H167V252L165 251V255H166ZM170 254H171V253H170ZM170 254H169V256H170ZM20 255H22V252L20 253ZM20 255H18V256H20ZM23 255H24V254H23ZM39 255H40V254H39ZM84 255H85V254H84ZM95 255H97V253H96ZM108 255H109V254H108ZM122 255H124V254H122ZM137 255H136V256H137ZM158 255H159V254H158ZM158 255H157V256H158ZM174 255H175V254H174ZM222 255H223V254H222ZM40 256H42V254H41ZM73 256H74V255H73ZM79 256H81V255H79ZM79 256H78L77 258H75V256H74V258L77 259V264H80V263H78V260H79L83 255H82L80 258H79ZM85 256H86V257H89V256H87V255H85ZM133 256H134V255H133ZM162 256H164V255H162ZM166 256H167V255H166ZM207 256L209 257V255H207ZM223 256H224V255H223ZM227 256H228V257H227ZM227 256H226V257L224 256V257L226 258L225 260H227V258H229V255H227ZM248 256H249V254H248ZM32 257H34V256H32ZM32 257H31V258H32ZM35 257H37V256H35ZM43 257H44V256H43ZM47 257H48V255H47ZM56 257H57V256H56ZM83 257H84V256H83ZM86 257H84V259H86ZM97 257H98V256H97ZM97 257L95 256V258H97ZM103 257H104V255H103ZM107 257H108V256L106 255V258H107ZM171 257H172V256H171ZM205 257H206V256H205ZM250 257H251V256H250ZM39 258H41V257H39ZM50 258H51V257H50ZM72 258H73V257H72ZM100 258H99V259H100ZM119 258L122 259V258H125V257H124V256H123V257L121 256V257H119ZM126 258L128 259V257H126ZM148 258H149V257H148ZM150 258H149V259H150ZM164 258H165V256H164ZM173 258H174V257H173ZM220 258H221V257H220ZM222 258H223V257H222ZM34 259H35V258H34ZM60 259H61V257H60ZM67 259H68V261L70 260L69 258H67ZM67 259H65V261H66ZM81 259L83 260V258H81ZM91 259H94V258H91ZM108 259H109V257H108ZM113 259H115V258H113ZM121 259H120V260H121ZM127 259H126V260H127ZM131 259H132V258L130 257V260H131ZM135 259H136V258H135ZM135 259H132V260L134 261ZM139 259H140V258H139ZM159 259L162 260V257L159 258ZM165 259H167V262H169L170 257H169V258H165ZM168 259H169V260H168ZM175 259H176V258H175ZM229 259H230V258H229ZM246 259H248V257H247ZM250 259H252V257H251ZM253 259H254V257H253ZM49 260H50V259H49ZM63 260H64V259H63ZM63 260H62V261H63ZM71 260H72V259H71ZM95 260H96V259H94V261H95ZM102 260H103V258H102ZM132 260H131V261H132ZM185 260H186V259H185ZM221 260H222V259H220V263H219V264H221ZM223 260H224V258H223ZM223 260H222V261H223ZM254 260H255V259H254ZM12 261H13V260H12ZM12 261H11V262H12ZM27 261H28V258H27L26 262H27ZM29 261H30V259H29ZM29 261H28V262H29ZM31 261H32V260H31ZM68 261H67V263H68ZM79 261H80V260H79ZM88 261H90V260H85V263L88 264ZM103 261H104V260H103ZM122 261H123V259H122ZM127 261L129 262V260H127ZM127 261H126V262H127ZM133 261H132L131 263H135V262H133ZM142 261H143V260H142ZM175 261H176V260H175ZM178 261H179V260H178ZM178 261H177V262H178ZM204 261H205V260H204ZM206 261H207V260H206ZM206 261H205V262H206ZM247 261H248V260H247ZM251 261H253V260H250V263H249V264H252ZM258 261H259V260H258ZM11 262H10V263H11ZM28 262H27V263H28ZM45 262H46V261H45ZM69 262L72 263V261H69ZM80 262H81V261H80ZM95 262H96V261H95ZM119 262H120V261H119ZM119 262H118V263H119ZM144 262H146V261L144 260ZM147 262H148V261H147ZM147 262H146V264H147ZM173 262H174V261H173ZM186 262H187V261H186ZM227 262H228V260H227ZM227 262H226V263H227ZM46 263L48 264L49 262H46ZM50 263H51V262H50ZM52 263H53V262H52ZM71 263H70V264H71ZM82 263H84V262H82ZM99 263H100V261H99ZM99 263H98V264H99ZM103 263H104V262H103ZM103 263H102V264H103ZM121 263H122V262H121ZM121 263H120V264H121ZM124 263H125V261H124ZM154 263H155V262H154ZM162 263H164V262H162ZM170 263H171V261H170ZM178 263H179V262H178ZM182 263H183V261H182L181 263H179V264H182ZM188 263H190V262H188ZM210 263H211V262H210ZM253 263H254V262H253ZM11 264H12V263H11ZM21 264H22V263H21ZM30 264H31V262H30ZM40 264H41V263H40ZM42 264H44V263L42 262ZM64 264H65V262H64ZM74 264H76V263H74ZM91 264H93V263H91ZM116 264H117V263H116ZM128 264H129V263H128ZM148 264H149V262H148ZM156 264H157V263H156ZM160 264H161V263H160ZM164 264H165V263H164ZM172 264H173V263H172ZM191 264H192V263H191ZM195 264H196V263H195Z\"/></svg>",
    "mask_w": 264,
    "mask_h": 264
}]
</instances>
